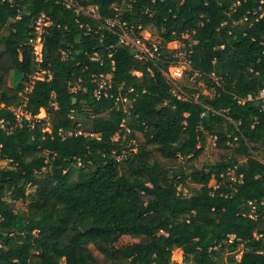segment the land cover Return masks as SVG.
<instances>
[{
  "label": "trees",
  "instance_id": "obj_1",
  "mask_svg": "<svg viewBox=\"0 0 264 264\" xmlns=\"http://www.w3.org/2000/svg\"><path fill=\"white\" fill-rule=\"evenodd\" d=\"M71 1L0 0V264H264V0ZM108 21L154 29L161 55L135 58ZM173 41L209 94L173 95ZM101 75L111 88L98 98ZM138 133L130 151L123 136ZM208 135L229 153L208 171L152 159L195 160ZM188 179L199 188L183 195Z\"/></svg>",
  "mask_w": 264,
  "mask_h": 264
},
{
  "label": "rangeland",
  "instance_id": "obj_2",
  "mask_svg": "<svg viewBox=\"0 0 264 264\" xmlns=\"http://www.w3.org/2000/svg\"><path fill=\"white\" fill-rule=\"evenodd\" d=\"M89 11L94 12V8L90 7ZM113 24L116 25V21L113 22ZM47 25L46 23H44V19L41 18L39 20V22L37 23L36 26V32L38 35V38L33 42L34 45V50L36 55L38 56V59H41V49H42V43H41V39L39 38V36L41 35V33L43 32V27ZM122 30V29H120ZM125 31H127L126 29H124ZM8 33V30H3L1 32V35H6ZM128 34L130 36H136L133 35L132 33ZM141 35V34H140ZM142 36L143 37H147L148 39L152 40V41H158V36L155 33L154 29H147L145 31L142 32ZM185 38H187V36H185ZM182 44L185 45L184 42L180 41ZM37 78L42 79L44 77V73H39L36 75ZM19 79V77H16L14 75V73H12L10 75L9 78V84L12 86L15 84V82ZM216 81V79H215ZM179 87L181 89L182 92H184L185 94L188 95V93L185 91V88L188 89H196L201 93L204 94H209L210 91L206 88L205 84L203 81L200 80V76L194 77L191 72H189L188 70L185 72V75L183 77V79L179 82ZM261 97H259L260 99ZM46 112L41 110L39 115L36 117L37 119H45L46 117ZM138 138L135 140H128L126 138V135L123 136V141L127 144V146L130 148V151H136L140 145L144 142V139L142 137V135L140 133L137 134ZM119 135L117 134L115 139L118 140ZM215 138L212 135H208L207 137V144L205 145L204 151L202 153V155L192 161H186L185 159H180L177 162H168L167 160H164L163 158L160 157V155H158L157 153L153 154L152 159H157L161 164H163L164 166L168 167V168H176V167H184L187 169H198V170H205L208 171V167H210L211 165H213L214 163H216L217 161H219L223 155L225 154H229L226 150H220L216 147V143H215ZM254 155L260 159L261 161L264 162V145H259L258 148L256 149V151L254 152ZM242 160V158H240ZM9 166V162L8 161H2L0 160V167H6ZM233 172H230L229 175H232ZM234 179V178H233ZM210 186H216V180L212 179L210 181ZM192 188H199L198 185L192 183L189 179L185 182L184 185L180 184L179 186V191L180 193H182L183 195H190V189ZM18 209H24L25 205L22 203H17L16 204ZM131 242H133V240L128 237V236H124L119 242H117V246L119 245H126V244H130ZM93 248L94 245H91ZM94 255L96 257H100L99 252L94 249ZM241 257V253L238 254L237 258L240 259ZM172 260L178 263H184V255H183V251L181 249H176L173 252V257Z\"/></svg>",
  "mask_w": 264,
  "mask_h": 264
},
{
  "label": "built area",
  "instance_id": "obj_3",
  "mask_svg": "<svg viewBox=\"0 0 264 264\" xmlns=\"http://www.w3.org/2000/svg\"><path fill=\"white\" fill-rule=\"evenodd\" d=\"M65 2L67 3L68 7L72 6L71 0H65ZM113 22L114 21H108L109 28H115V27L119 28L117 30V33L119 35L120 42L123 45L129 47L133 51L135 58L149 62L157 59L161 55L162 46L159 40L152 41L147 37H143L142 33L141 35L138 36L136 33H134V31H132V29L126 28L125 25L117 23V21L115 25L113 24ZM124 29H126L127 31H125ZM128 32L136 36H130ZM167 48L173 51L174 57L176 59V63L171 65L167 73H165L166 78L171 84L172 93L174 96H176L179 99H188L189 96L181 91L179 87V82L183 79L185 72L187 70L191 72V74L194 77L200 76V73L198 71L192 69L191 59H190L191 50L187 48L186 44L184 45L180 41H173L168 43ZM41 52L40 55L42 57ZM96 81H97V88L95 91V95L98 98L102 97L103 95H107V91L109 90V88H111V76L101 75L99 76L98 79H96ZM259 97H261V99H264V90H262ZM127 102L128 101L126 96L117 97L118 105L123 104L124 107L126 108ZM24 108H25V103L17 108H13V111L19 122L22 120V118H25L27 120H30L31 118V116L27 112H25ZM42 110L45 111L44 109ZM47 119L48 117L46 116L45 119L43 120H47Z\"/></svg>",
  "mask_w": 264,
  "mask_h": 264
},
{
  "label": "water",
  "instance_id": "obj_4",
  "mask_svg": "<svg viewBox=\"0 0 264 264\" xmlns=\"http://www.w3.org/2000/svg\"><path fill=\"white\" fill-rule=\"evenodd\" d=\"M91 228H94V221L91 220V219L85 221V223H84V225L82 227L83 231H87V230H89Z\"/></svg>",
  "mask_w": 264,
  "mask_h": 264
}]
</instances>
